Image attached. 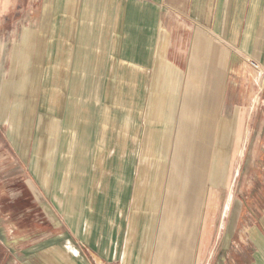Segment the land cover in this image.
Wrapping results in <instances>:
<instances>
[{"label": "crops", "instance_id": "crops-1", "mask_svg": "<svg viewBox=\"0 0 264 264\" xmlns=\"http://www.w3.org/2000/svg\"><path fill=\"white\" fill-rule=\"evenodd\" d=\"M213 1L212 12L210 9L189 12L174 10L171 0H126L121 12L116 13L112 0H0V33L8 18L21 12H42L44 22L51 12H61L55 16L65 17L59 22V44L55 43L51 59L48 55L47 63H43L47 66L39 111L46 117L37 125L39 135L36 133L31 163L36 178L29 171L26 179L33 190L28 187L31 197L28 210L33 215H42V219L40 222L34 221L37 217L30 219L35 233L26 234L25 238L31 243L18 251L12 249L14 255H9L10 250L4 247V258L10 256L11 260L4 263L3 259L0 264H179V257H189L192 251L174 248V193L178 192L175 181L180 176L178 169L175 171L176 163L184 166L186 161L193 160L194 145L203 140L212 146L226 145L232 132L236 140L235 157L236 145L251 135L247 130L242 136L243 114L236 109L237 98L243 96V82L239 83L242 50L249 49L253 63L264 64V0ZM93 16L97 22L94 26ZM120 40L122 58L117 57L119 63L112 64L110 51H114L116 58ZM1 42L0 66L7 67L0 69V81L10 82L12 86L20 78L19 59L10 56V52L3 53ZM246 70L252 75L253 68ZM64 75L66 82L72 81L66 100L62 93ZM81 80L89 88L81 87L78 96ZM3 88L0 84L1 96ZM79 100V109L84 105L89 117L92 113L93 123L91 127L87 125V116L83 119L84 113L80 111L78 149L83 155L82 146L90 145L86 158L91 160L89 168L96 157L98 163L96 167L92 165L90 172L86 170V175L83 173L80 182L76 180L77 194L69 201L61 159L60 163L47 165L48 168L45 164L52 161L55 134L60 132L58 120L51 118V114L66 118L71 109L70 113L75 115L70 117L73 122L64 120L61 128L59 145L66 146L62 137L74 126ZM228 124L232 131L229 136ZM260 125L255 131L252 128V138L254 143L263 145L264 124ZM37 145L41 146L37 148ZM115 145L120 148L108 152L107 146ZM132 145L135 154L130 152ZM96 149L102 152L98 155ZM65 150L57 155L68 157ZM80 164L76 163V171ZM14 167L1 171L0 178L7 181L15 176L18 182L19 157ZM75 176L78 177L77 172ZM88 176L93 180L91 185ZM104 176L113 177L110 186L103 184ZM132 189L139 198L135 209L143 210L139 216L142 217L140 229L133 219L126 221L121 212H115L123 208V199L128 198L126 193ZM88 193H91L89 199ZM44 195L48 196L47 200ZM56 207L64 211L63 223L52 218ZM67 208L71 209L70 213ZM248 208L246 201L242 215ZM87 217L90 221H84ZM252 217L258 232L252 241L253 248L235 252L231 260L234 264H264V213L259 218L255 214ZM15 229L13 225L12 230ZM8 238L21 241L24 237ZM236 238L231 233L225 240L224 232L222 242L206 258L203 256L202 264H210L212 258H224L227 245L223 241ZM3 241L0 237V244Z\"/></svg>", "mask_w": 264, "mask_h": 264}, {"label": "rangeland", "instance_id": "rangeland-1", "mask_svg": "<svg viewBox=\"0 0 264 264\" xmlns=\"http://www.w3.org/2000/svg\"><path fill=\"white\" fill-rule=\"evenodd\" d=\"M112 1V4L115 6V12H121L122 5L126 0ZM171 3L174 5V10L185 11L188 9L189 12H208V9H210L212 12L214 1L171 0ZM207 4H209V6ZM217 10L218 4L216 12ZM60 13L61 12H51L44 22L42 12H34L33 14L21 12L18 15L9 17L5 21V25L0 33V41H3L1 42L4 49L3 53L8 52L9 54L10 52V56L19 59L18 76L20 77L19 80L13 82L12 86L10 82L0 81V84L4 86L2 96L0 95V172L5 171V169L8 171L12 168L14 169L17 157H19L18 182L14 180L15 176L8 177L7 181L0 178V237L4 239L2 243L3 245L0 244V262L4 259V263H7L8 261L10 262L11 259L10 256L4 258V253H2L3 250L8 248V250H10L8 251L9 255H14L15 251H12V249L18 251L20 248L29 245L31 242L27 241L26 234L29 235V233H35V229H32V222L30 219L32 217H37L34 221L38 222L42 219V215H33L28 210L31 201L28 187L31 192L33 190L32 185L29 184L26 179L28 178L29 171L34 176L31 170V163L36 145V133L39 135L37 125H41L46 117L45 114H42L39 111L42 80L44 77L43 75L46 74L45 70L47 66V64L43 63H47L48 55H50L48 57L51 59L52 53L50 52L52 48L56 46L55 43L58 42L59 44L58 30L61 25L59 22H61V19H65L62 15L61 17L59 15L58 17L55 16ZM91 19L93 21L91 22L93 26L94 24H97L94 16ZM142 35L144 36V34H141V36ZM118 42L119 41H116L117 44ZM142 42L145 43V40L143 39ZM119 44L120 47L116 54V58L113 56L114 51H110V57L113 62L112 64H118V61H120L118 58H122L121 40ZM148 46H151V44L149 43ZM111 48L112 46L110 45V50ZM242 51L244 52L242 56L243 69H241V63L239 83L243 82V96L237 98L239 102L236 105V109L243 114L244 122L242 136H245V131L247 130H249L251 135L246 141L243 139L242 143L236 146L237 151L235 157H233L235 150L233 142L236 140L231 131L232 138H227V141L229 142L226 145H219L217 143L212 146L209 141L206 142L203 140L197 146L194 145L196 150L193 155V160L186 161V165L184 166H182V163L180 165L176 163L177 168L175 171L178 169L180 176L177 177V181H175V184L177 185L175 190L177 189L178 192L174 193V248L192 251L188 258L179 257V264H202L203 256L206 258L208 253L213 251L215 247L222 242L220 240L223 239L224 232L225 240L230 238L231 233H235L237 238L235 241L230 242L224 240L223 244L225 245L226 243L227 245L225 248L227 253L226 256L224 258H212L210 264H234L233 261H231L233 260L232 255L240 250L252 249L253 238L258 234L256 231L257 226L255 225V219L252 216L255 214L259 218L264 213V144L258 145L254 143L255 141L252 138L254 132L252 128L255 131L257 126H261L260 123L264 124V106H261L264 104V64L253 63V60L249 58V49H244ZM255 66H258V69H256L257 67L255 68ZM4 67L7 66L3 65L2 68L4 69ZM248 67L253 68L252 75L248 74V71L246 70ZM2 68L0 66V69ZM5 77L6 76L3 75L4 79ZM31 77L34 78L32 80L28 79ZM49 78H51L50 75ZM64 84L62 86V93L63 99L66 100V96H70V86L72 85V81L68 79L66 82L65 75ZM78 85L79 90L77 93L78 96H80V88H85V85L82 80ZM87 85L85 89L89 88ZM11 87L13 88V91L11 90ZM11 93H13V95H11ZM82 97H86V95H83ZM258 97L259 99L262 98V102L259 101ZM72 99L73 97L71 100ZM147 99L148 98L144 99V103ZM226 100L227 99H225V101ZM144 103L142 104L144 105ZM233 103L234 102H232V104ZM80 105L81 102L79 100L77 104L78 109L80 108ZM71 106L73 108V104H71ZM86 109L87 108L83 105L79 111L77 110V118L74 122V126L70 129L71 132L64 133L65 137H62V141L66 143V146L63 144L59 145V142H61V128L63 127L64 120L65 123H69L70 121L73 122V120H70V117L74 114L70 113L71 109H69L68 115L66 113L68 116H66V118L65 116L63 118H58L57 113H53L50 116L51 118L53 117L58 120L60 132L59 135L57 132L55 134L57 138L55 140L56 143H54L53 155L51 157L52 161H48L45 164V168H48L47 165L50 166V163L55 164V161L58 162L61 159L64 180L66 176L65 181L67 184L68 197H70L69 201H73L77 194L75 190L79 186H76V180L78 182L83 173L86 175V170L90 172L92 165L93 167H96L98 163L96 157L89 168L91 160L86 158L89 156L91 150L90 145L82 146L81 151L83 155H80V149H78L80 148V145H78L79 142L76 135H78L81 122L79 121V115L83 112V119L87 116L85 120H87V125L90 124V127L93 123V115L90 112L89 117V111ZM80 111L82 112L80 113ZM229 115L230 114H228V116ZM82 122L84 123V120ZM116 131L118 130L116 129ZM210 132H213L212 128L210 129ZM229 132L228 124V127L226 128L227 136L231 135V132ZM108 134L111 135L110 132H108ZM237 140L239 141V139ZM39 146L41 145H37V148ZM118 146L119 145L107 146L108 152H112L113 149ZM241 149H243V157H241ZM63 150L67 153L69 152L68 157L57 155L58 153L62 154ZM96 152L98 154L102 152V150L98 152L96 149ZM130 152H132V154L137 152L135 151L134 145L130 148ZM66 158H68V160H66ZM76 163H81L78 165L77 171L75 170ZM224 166L226 167L225 170H223ZM106 167V170L109 172V167ZM237 171L238 175L236 174ZM76 172L78 177L75 176ZM22 177L25 178V180L22 181ZM136 179L137 178H135V182ZM87 180L89 185H91L90 183L93 182L92 178L88 176ZM112 181V176L103 177V184L110 186ZM166 183L168 188H170V179H168ZM5 186L8 187L5 188ZM104 195L105 193L100 194L103 200ZM126 195L128 198L123 199V208L115 210V212H121L122 219L126 221H128V219H133L136 228L140 229L139 223L142 222V217L139 218V216L142 214L143 210L140 212V209H135L139 205L138 193L132 189L131 192L128 194L126 193ZM126 195L124 194V196ZM48 196H50V194H48ZM48 196H45L46 200ZM86 196L88 199L91 198V193H88ZM246 201H249V208L248 211H245L242 215L243 204ZM69 205L70 203H68V206ZM226 205L229 208L227 210H225ZM57 208L58 207L53 210L55 214H53L52 218L56 217L61 223H63L64 211ZM70 208L72 209V204ZM70 208H67L68 213H70ZM167 211L169 214L170 212L172 213L170 209ZM35 213H38V211H35ZM239 220H241V222L239 226L236 227ZM84 221H90L89 217L85 218ZM11 222L12 224L15 223L13 224L16 228L15 230H12L13 225L10 224ZM166 223L167 227H169V223L167 221ZM30 228L31 230H28ZM56 231H58V229ZM10 235L11 237L13 236L20 239L24 238L21 241H9L8 237ZM18 244H22V246L19 247ZM192 254H195L196 256L192 257ZM186 260H188V262H186Z\"/></svg>", "mask_w": 264, "mask_h": 264}, {"label": "bare ground", "instance_id": "bare-ground-1", "mask_svg": "<svg viewBox=\"0 0 264 264\" xmlns=\"http://www.w3.org/2000/svg\"><path fill=\"white\" fill-rule=\"evenodd\" d=\"M237 146V145H236ZM236 150H237V148H236Z\"/></svg>", "mask_w": 264, "mask_h": 264}, {"label": "trees", "instance_id": "trees-1", "mask_svg": "<svg viewBox=\"0 0 264 264\" xmlns=\"http://www.w3.org/2000/svg\"><path fill=\"white\" fill-rule=\"evenodd\" d=\"M3 253V252H2Z\"/></svg>", "mask_w": 264, "mask_h": 264}]
</instances>
